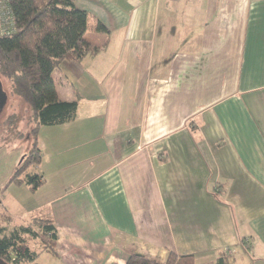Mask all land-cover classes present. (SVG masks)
Returning a JSON list of instances; mask_svg holds the SVG:
<instances>
[{
    "label": "crops",
    "instance_id": "0c3cea01",
    "mask_svg": "<svg viewBox=\"0 0 264 264\" xmlns=\"http://www.w3.org/2000/svg\"><path fill=\"white\" fill-rule=\"evenodd\" d=\"M71 1L105 46L52 73L77 110L38 130L39 188L9 182L20 141L0 148V228L55 226L35 264H264V0Z\"/></svg>",
    "mask_w": 264,
    "mask_h": 264
},
{
    "label": "trees",
    "instance_id": "16d2710c",
    "mask_svg": "<svg viewBox=\"0 0 264 264\" xmlns=\"http://www.w3.org/2000/svg\"><path fill=\"white\" fill-rule=\"evenodd\" d=\"M10 7L16 32L0 37V80L8 84L10 96L19 98L27 107L29 115L26 117L31 129L27 135L29 148L9 182L17 186L24 184L34 191L43 184L41 175L28 173L41 162L38 130L72 121L77 110L76 101L59 100L52 73L59 63L78 62L96 55L105 44L98 46L85 38L88 14L76 8L71 0H13ZM95 30L107 33L100 23ZM5 122V128L0 130L9 137L14 131L18 134L20 118L11 115ZM4 141L9 142V139ZM28 239L39 242L42 250H32ZM56 242V228L48 220L36 219L10 232L0 228V258L9 264H35L41 252L53 250ZM125 264L197 263L193 254L169 252L164 263L135 254L130 255ZM215 264H233V258L223 252Z\"/></svg>",
    "mask_w": 264,
    "mask_h": 264
},
{
    "label": "rangeland",
    "instance_id": "374dc122",
    "mask_svg": "<svg viewBox=\"0 0 264 264\" xmlns=\"http://www.w3.org/2000/svg\"><path fill=\"white\" fill-rule=\"evenodd\" d=\"M2 83L4 85V90L7 92L8 94V101L6 104V107L4 108V110L2 111V113H0V129H2L1 127L5 128L6 126V119L10 116L9 114V110L13 109L17 115L18 118H20V120H22V124L21 126L18 125L17 127V132L18 134L14 131V133L12 134L11 137L8 136V133H6L5 131L0 130V148L1 147H5L14 144L16 140L20 141L18 143H20L21 145H23V147L25 148V151L27 152L28 148H29V143L25 140V136L28 135V132L30 131V127H26V125H24L23 123H27L26 122V116H28L29 114L26 112V106H24L23 104H21L20 102H15L12 100V96H10L9 93V88H8V84L3 81L2 79ZM20 136L22 138H20ZM9 137V138H8ZM5 139H9V142H5ZM33 168L30 169V171ZM3 178V169L2 167H0V179ZM2 192V191H1ZM1 200V198H0ZM27 244L30 246V248L36 252H39L42 250V245L39 242H36V240H31L28 239L27 240ZM50 252H44L42 255V258L40 260V262L46 261L50 259Z\"/></svg>",
    "mask_w": 264,
    "mask_h": 264
},
{
    "label": "built area",
    "instance_id": "2783aa9c",
    "mask_svg": "<svg viewBox=\"0 0 264 264\" xmlns=\"http://www.w3.org/2000/svg\"><path fill=\"white\" fill-rule=\"evenodd\" d=\"M13 0H0V37L9 36L16 32V23L11 12Z\"/></svg>",
    "mask_w": 264,
    "mask_h": 264
},
{
    "label": "water",
    "instance_id": "95a60500",
    "mask_svg": "<svg viewBox=\"0 0 264 264\" xmlns=\"http://www.w3.org/2000/svg\"><path fill=\"white\" fill-rule=\"evenodd\" d=\"M7 101H8V94L4 90L2 81L0 80V113H2V111L6 107ZM0 264H9V263H7L6 261L0 258Z\"/></svg>",
    "mask_w": 264,
    "mask_h": 264
}]
</instances>
